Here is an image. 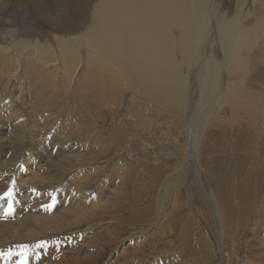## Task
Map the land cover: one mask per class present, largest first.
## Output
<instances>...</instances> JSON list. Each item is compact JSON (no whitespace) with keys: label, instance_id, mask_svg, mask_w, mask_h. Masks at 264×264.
Instances as JSON below:
<instances>
[{"label":"bare ground","instance_id":"1","mask_svg":"<svg viewBox=\"0 0 264 264\" xmlns=\"http://www.w3.org/2000/svg\"><path fill=\"white\" fill-rule=\"evenodd\" d=\"M75 1L94 8L93 15L86 20L74 16V23L78 21L79 27L73 24L71 30H63L59 27L62 19L58 16L67 12L73 14L74 10L71 8L74 6L70 8L69 4ZM204 2L205 0H0V77L6 81L5 72H9V77L13 78L8 92L6 84H0V264H88V261H97L95 255L90 257L85 254L88 248L85 240L88 237L82 236V243L77 247L75 244V248L71 247L73 241L69 243L62 234L66 235L70 231L75 233L81 225L96 219L106 220L115 209L118 211L128 196L123 188L125 179L132 180L134 166L124 158V164L115 157L112 164L110 159L111 153L122 147L118 145L120 134L116 137L112 133L105 136L104 130L96 128L89 131L91 121L81 117L75 119L74 116L71 117L74 119H68L74 126L71 135L55 132L61 121V110L55 111L58 105L54 103V94L57 91L60 95L68 93L70 96L77 84L75 95L84 100L91 89L99 102L106 98L111 102L107 110L113 116L119 112L118 116L125 125H128L127 118L132 117L131 113L139 108L148 114L153 110L158 115L157 119H163L164 114V120L169 110L178 121L175 126V132L180 136L178 138H181L184 130L187 133L185 138L188 137L186 156L183 150H176L180 145L179 141H175L177 145L174 143L175 147L169 154L179 161L185 157L193 173L202 177L199 163L196 162L206 121L203 120L204 102L199 97L204 96L203 93L207 90V98L214 94L213 106L222 101L221 91L213 93L211 88L215 90L216 87L209 85L219 81L214 79L217 61L218 71L222 66L223 73L226 72L227 75L230 68L234 72L238 70L242 74V81L247 79L253 69H258L254 78L264 77V58L259 59L258 51H254L255 43L258 45L264 34V0L253 2L259 6H256L255 17L251 14L252 9H244L243 3L231 15V10L221 13L222 10L217 6H203ZM39 24L44 26V30H39L42 32L34 41L35 45L51 43L55 34L56 42L60 44L58 49L46 46L44 50L47 56L43 60L38 56H29L31 45L26 42L28 38L22 41L24 37H15L18 29L25 31L22 32L25 35L37 34L32 30V25ZM14 32L16 35L10 37ZM42 36L49 40L43 41ZM215 40H219L217 49L213 47L212 41ZM251 52L248 62L245 56ZM194 63L198 78L191 77L189 68L192 69ZM27 71L28 76L33 78L32 91L38 95L29 98L37 104L32 109L23 106L29 118L20 123L15 119L14 112L19 108H16L18 105L12 97L20 104L25 100L20 86L22 74ZM17 78L21 81L18 86ZM25 85L28 88V84ZM232 85L229 80L226 85L224 82L225 98L231 94L235 110L245 112L248 116L250 130L257 122V116L260 115L259 119L264 121V99L257 102L243 94L245 91L242 86L233 88ZM191 87L195 89V97L200 99L196 102H201L199 116L192 112L193 104L190 105L193 133L190 130L191 122L185 121V118L179 119L189 104ZM125 89L131 94V99L127 112L122 114L120 105ZM197 92L200 95L197 96ZM196 102L195 105L200 106ZM41 107L52 109L42 111ZM105 110L100 109L98 112ZM98 112L96 115H103ZM46 114L48 117L43 123L47 128L38 135V141H33L36 138L35 117L42 119ZM7 123L12 125L9 131H6ZM120 129L119 123L118 130ZM119 132L123 133V130ZM71 139L76 141L71 144ZM56 141L60 142L61 148L53 155L55 145L48 149L47 143L50 145ZM19 160L24 163L19 165ZM80 168H89V174L78 176ZM22 171L26 173L23 175ZM109 172L111 175L102 180L103 175ZM67 178L70 185L67 184L65 188L61 186L62 189L58 190L57 183ZM117 179H120L118 184ZM92 184L98 185L95 190L98 195L95 198H91L93 193L91 195L84 192ZM50 187L48 192L42 189ZM9 192L11 195H7ZM207 194L210 195L208 192ZM234 194L237 198L240 197L237 191L233 192V198ZM220 195L226 209L240 210L238 207H230L232 201L229 192V198ZM24 198L29 199L30 205L21 212L18 205ZM8 204L11 205L10 208L7 207ZM130 208H136V205H130L126 209ZM163 208L162 199L159 215L164 212ZM141 214H146V211ZM102 222H96V225L90 223L87 228L105 224ZM105 229L125 231L114 226H106ZM11 248H20L21 252ZM110 261L113 263L114 260ZM168 261L172 260L168 258Z\"/></svg>","mask_w":264,"mask_h":264},{"label":"rangeland","instance_id":"2","mask_svg":"<svg viewBox=\"0 0 264 264\" xmlns=\"http://www.w3.org/2000/svg\"><path fill=\"white\" fill-rule=\"evenodd\" d=\"M255 1L205 0L207 4L204 2L203 6L209 7L211 5L215 8L218 7L222 10L221 13L231 10L232 15L235 14L236 9L238 10L244 4V9H252L251 14L255 17L257 16L256 6L257 8L259 7L257 3L254 5L253 2ZM72 6L74 8H71ZM69 7L74 10L73 14L67 12L65 14L60 13L58 16L62 19V21L60 20L59 27L63 30H71L73 24L78 28V21L74 23L75 17L86 20L93 15L94 11V8H91V6H84L77 1L69 4ZM42 28L44 26L40 24L38 26L32 25V30H35L37 34L31 35L29 33L25 35L23 34L25 31L18 29L16 31L17 35L14 32L10 37L15 35L17 37L19 35V38L24 37L22 41L28 38L26 42H29L31 45L29 56L33 58H37L36 56H38L43 60L47 56V52L44 50L46 46L49 45L52 48L58 49L60 44L56 42L57 37L55 34L53 38V41L55 40L54 43H52L53 41L51 43L42 42L40 45H35L34 41L44 30ZM50 28L53 27L51 26ZM40 29H42L41 32H39ZM55 30L57 29L55 28ZM42 39L44 41L48 38L42 36ZM255 40H257V37ZM218 41H212L215 49H217ZM254 47V51H258V58H264V49H262L264 48V34L260 38V43L258 45L255 43ZM204 49L206 50L205 47ZM209 54L210 52L207 53V55ZM251 54L252 52L245 56L248 62ZM195 67L196 63L193 65V70L191 67L189 68L192 78H198L196 75L197 71L194 69ZM218 67L219 61H217V67L214 70V79L216 78L219 81L209 85L216 87L215 90L211 88L213 93L221 91L223 96L222 101L213 106L212 99L214 94L207 98V90L204 91V96L201 95L199 97L204 102L202 110L204 109L203 120L205 119L206 124L203 129L204 135L198 148V160L197 162L195 160V162L199 163L202 177L193 173V169L188 165L185 157L179 161L170 155L171 150L175 147V141H179L178 143L180 144L176 147V150L181 149L185 152L188 137L185 138L187 133L184 130L181 138H178L180 136H177L178 134L175 132L177 130L175 126L178 124V121L175 120L169 110L166 119L164 120L163 114V119L161 118V120L157 119L158 115L152 112L153 110H150V114H148L147 111L139 108L131 113L132 117L127 118L128 125H125L123 119L118 116L119 112L116 116H113L112 112L107 110L111 102L107 98L99 102L91 89L84 100L75 95L77 84L74 86V92L70 96L68 93L60 95L59 91L55 92L54 103L56 102L58 105L55 111L61 110L59 116L61 121L55 132L71 135L74 126L68 119L73 116L75 119L81 117L87 119L86 121L90 120L89 131L96 128L104 130L105 136L112 133L116 137L118 133L120 134L118 145L122 147L120 150H114L111 153L110 159L112 164L115 158L121 164H124L122 161V158H124L134 166L132 180L129 178L125 179L126 187L124 186L123 192L126 196L128 194V196L126 197V201L122 203L124 206L121 204L118 211L115 209V212L106 219L107 221L96 219L93 222L90 221L91 224L84 223L81 225L83 228L80 226V228L75 230V233H70V231L66 235L62 234L63 238L68 239L69 243L73 241L71 247H75V244L77 247L82 243L84 236V238L88 237V240H85L88 245L85 254L90 257L95 255L97 259V261H88V264H167L170 262L171 264H264V121L259 119L260 115L257 116V122L249 130L248 116L245 112L235 110V103H233L231 94H228L227 98H225L226 92L224 87V82L226 85V82L229 80L233 83V88L242 86L245 91L244 95L260 102L261 98L264 99V77L254 78L258 69H253L247 79L242 81L240 71L234 72L230 68V73L227 75L226 72L223 73V66L219 71ZM5 73L6 81L0 77V84H6L5 89L8 92L12 86L13 78L9 77V72ZM61 76L62 73H60ZM22 78L20 90L25 100L20 104L18 100L12 97L18 105L16 108H19L18 111L14 112L15 119L20 123L28 121L29 118L23 106H29L32 109L33 105L37 103L34 100L33 102L31 98L38 96L35 91H32L33 78L28 76V71L22 74ZM21 81L17 78L16 85L18 86ZM25 84H28L29 89ZM194 90V87L190 88L193 94L190 93L187 109H184L183 115L179 118L180 120L185 118V121L191 122L190 130L192 133L194 128L192 126L193 117L189 110L190 105L193 104V109L191 108V110L196 116H199L201 112V102H196L200 99L195 97ZM126 91L125 89L124 95H122V104L120 105V109L123 111L120 110L122 114L127 112L126 109L129 107L131 99V94H128ZM198 95L200 93L197 92ZM191 96H194V98L191 99ZM195 102L200 106H196ZM50 109L52 108L41 107L42 111ZM100 109L106 110L98 112ZM97 112L103 113V115H96ZM47 117V114L42 119L35 117L36 138L33 141H38V135L47 128V125L43 123ZM195 121L197 123L198 119ZM119 123L120 130H123V133H120V130H118ZM6 126V131L11 130L12 125L7 123ZM261 132H263V135ZM75 141V139H71V144ZM175 144L177 145V143ZM47 145L48 149L55 145L52 149V151L54 150L53 155H56L61 148L58 141L50 145L47 143ZM116 152L119 154H116ZM10 155L8 156L10 157ZM18 162L19 165L24 163L20 162V160ZM111 162L109 165H111ZM80 169L77 172L78 176H87L89 174V168ZM92 169L95 171L94 168ZM1 172L2 170H0V180L2 177ZM25 173L26 171H22L23 175ZM107 175L110 176L111 172L103 175L102 180L107 179ZM68 178L72 179V177ZM68 178L66 179L67 181L64 180L57 183L59 185L56 186L58 190H61L62 187L65 188L67 184L70 185ZM119 180H116V184L120 183ZM89 187L90 189L84 190V192L91 195L93 193L91 198H95L98 195V193L96 195L95 191L98 185L92 184ZM42 189L48 192L51 190V187ZM228 189H232L233 192L237 191L240 197L237 198V195L234 194L235 198H233L232 190ZM13 190L16 191L15 187H13ZM228 192L231 194L230 201H232L230 207H238L240 210L233 211L225 208L220 194L229 198ZM57 195L59 196V194ZM91 198L88 199V204H90ZM10 199H13V197L10 196ZM162 199L165 213L163 212L159 215ZM133 204L134 206L136 205V208H130L128 211L126 208ZM3 205L1 204V206ZM29 205V199L24 198L18 205V209L23 212L29 208ZM7 207L10 208L11 205L8 204ZM142 210L146 211V214L142 215L141 213L144 212ZM117 217L118 219L116 220ZM110 218L115 219L111 220ZM102 221L104 223L106 221V223L87 228L93 223H95L93 225H96V222L100 223ZM106 226H110V228L114 226L125 231H110L105 229ZM68 234H71L74 238ZM60 240L63 242L61 238ZM142 244L144 245L142 246ZM11 249L21 252L20 248ZM124 256L125 258H123ZM168 258L173 262H169ZM110 260H114L113 263Z\"/></svg>","mask_w":264,"mask_h":264},{"label":"snow or ice","instance_id":"3","mask_svg":"<svg viewBox=\"0 0 264 264\" xmlns=\"http://www.w3.org/2000/svg\"><path fill=\"white\" fill-rule=\"evenodd\" d=\"M7 195H11V193L9 192V193H7ZM21 264H23V262H21Z\"/></svg>","mask_w":264,"mask_h":264}]
</instances>
